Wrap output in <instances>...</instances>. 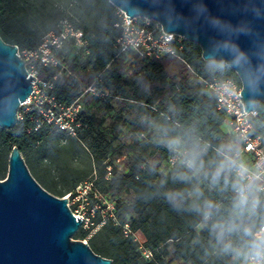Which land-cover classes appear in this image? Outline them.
<instances>
[{
    "label": "trees",
    "instance_id": "16d2710c",
    "mask_svg": "<svg viewBox=\"0 0 264 264\" xmlns=\"http://www.w3.org/2000/svg\"><path fill=\"white\" fill-rule=\"evenodd\" d=\"M62 1L0 0V37L20 50H36L48 33L57 32L61 22L69 19L87 42V86L95 84L120 97L122 107L116 117L120 125L129 127L135 141L128 144L127 150L117 149L103 133H94L92 117H83L84 128L77 138L52 125L35 131L37 111L20 109L23 115L13 130L0 128V181L6 180L9 157L18 147L32 176L45 190L59 198L73 196L89 179V173L71 166L74 153L85 147V141L101 169L97 178H91L92 187L99 188L115 210L114 217H103L97 210L93 225L82 228L75 239L85 240L92 233L88 241L92 251L113 264H233L224 253L225 245L231 242L232 247L238 245L247 253L252 237L235 231L221 239L213 225L236 219L242 227L259 231L264 226V196H248L250 203L258 200L255 207L239 218L232 216L237 198L233 172L223 174L218 182L212 177L239 143L233 138L229 144L223 130L226 114L218 109L202 80L238 79L237 75L220 62L204 61L200 47L185 40L181 56L187 65H181L178 74L169 71L170 59H142L135 61L132 75L126 76L122 70L111 68L120 56L117 41L123 30L115 25L123 21L121 12L108 0H67L75 2L91 18V23L81 26L67 14ZM59 69L41 66L38 76L53 81L51 94L59 103L69 105L81 94L73 84L75 79L59 76ZM100 76L103 84L94 82ZM257 111L253 132L264 141L263 103ZM154 127L165 138V146L139 141V136ZM177 140L183 159L171 166L170 159L178 154L169 143ZM150 148L153 150L148 153ZM130 153L133 154L128 156ZM191 154L197 155L200 162L196 170L184 163ZM110 155L113 160L104 164ZM126 155L127 172L118 174L117 168H112L113 161ZM164 163L170 166L165 173L161 171ZM108 168L112 170L108 172ZM205 201L217 206L208 220L203 215ZM126 225L129 235L125 233ZM136 233L144 236V246L153 255L150 260L143 256L134 238Z\"/></svg>",
    "mask_w": 264,
    "mask_h": 264
},
{
    "label": "water",
    "instance_id": "95a60500",
    "mask_svg": "<svg viewBox=\"0 0 264 264\" xmlns=\"http://www.w3.org/2000/svg\"><path fill=\"white\" fill-rule=\"evenodd\" d=\"M108 1L128 22L154 21L165 33L198 45L204 61L228 66L242 83L239 97L248 113L264 104V0ZM33 81L18 46L0 37L1 129L17 125ZM68 203L35 180L14 147L8 176L0 181V264H113L88 243L73 240L84 219L76 217Z\"/></svg>",
    "mask_w": 264,
    "mask_h": 264
},
{
    "label": "built area",
    "instance_id": "2783aa9c",
    "mask_svg": "<svg viewBox=\"0 0 264 264\" xmlns=\"http://www.w3.org/2000/svg\"><path fill=\"white\" fill-rule=\"evenodd\" d=\"M136 19H130L128 22L124 14L123 21L115 25L123 30L122 36L117 41L120 56L132 59L133 63L142 59L156 61L170 59L180 62L181 65H187L186 60L181 56L185 41L183 37L165 33L162 26L154 21L139 18L144 22L142 20L141 23H137ZM68 43L87 45L83 39V32L68 20H63L57 32L48 33L38 49L27 51V53L39 67L55 68L58 66V60L54 57L55 52L62 50ZM27 71L36 81H33V92L23 106H27V112L37 111L35 131L44 125H52L68 136L77 138L79 130L84 128L82 105L79 100L69 105L59 103L51 94L53 81L40 79L36 72H31L28 68ZM202 83L209 94L215 98L218 109L226 114L229 133L239 143L238 149L232 155H226V158L246 169V178L243 181L244 194L264 196V141L253 132V120L257 117L258 111L250 113L245 111L240 98L243 86L239 78L202 80ZM85 93L99 98L108 96L95 84L90 85ZM180 159L181 156L174 155L170 159V165L174 166ZM232 172L236 178L235 171ZM125 233L126 235L130 233L128 225L125 226ZM135 235L134 238L139 243L143 256L150 260L153 256L152 252L145 248L144 242L138 241Z\"/></svg>",
    "mask_w": 264,
    "mask_h": 264
},
{
    "label": "rangeland",
    "instance_id": "374dc122",
    "mask_svg": "<svg viewBox=\"0 0 264 264\" xmlns=\"http://www.w3.org/2000/svg\"><path fill=\"white\" fill-rule=\"evenodd\" d=\"M62 5L65 7L67 14L72 17L79 25L85 26L92 22L91 18L87 17L85 12L79 9L75 2L63 0ZM121 14L124 15L122 12ZM65 20L71 22L69 19ZM142 20L143 19L138 18L135 22L141 23ZM19 54L26 62V65L29 66V70L31 72H36L37 74L40 73L39 65L29 58L27 51L19 49ZM54 57L56 60H58V67L60 68L58 75L75 79L76 83L73 84L81 94L78 100L82 105V117H92L94 119V133H103L107 140L113 142L117 149L123 147L125 150H127L126 148L128 144L134 143L135 136L129 133L128 126L120 125L116 117L118 114H120V109L122 107L120 97L118 95H114L106 88L102 90L105 92V94L111 96L109 97L110 100H106L108 96L98 100L92 95L85 93V90L89 86H87V79L84 76H86L90 70V68H87L86 66L88 52L85 49V46L68 43L62 50L56 51ZM133 65L134 63L132 62V59L119 56V58L111 65V68H118L122 70L126 76H131L133 73ZM168 69L172 74H178L182 70V66L180 62L171 60L168 63ZM94 82L103 84V76L95 79ZM21 109L26 111L27 106L24 105L21 107ZM22 115L23 113L18 114L19 117ZM223 130L227 134V140L229 144H232L233 137L229 133L230 128L228 124H224ZM138 139L142 143H145L148 140L155 146H165V144H167V142H165V138L160 136V133L156 127L148 130L143 136H139ZM64 143H66V140H64ZM83 144L85 147H81L74 153V161L71 166L76 168L79 172L89 173V179L77 188L73 196L68 194L64 196L63 199L69 200L68 204L71 211L75 215L82 217L85 221V229H89L93 225L94 219L97 216V210L101 211V215L103 217H106L107 215L114 217L115 207L108 197H103L101 195L99 188L94 189V187H92L91 178H97L101 172V169H99L94 163L93 157L87 149V143L83 141ZM169 144L172 145V143ZM174 148L176 149L177 154L181 156V159H183V150L180 143L178 147ZM152 150L153 148H150L148 153H150ZM141 151L142 150L140 149L139 152ZM132 154L133 153H130L128 156H131ZM128 156L126 155L120 160L113 161L112 168L116 167L118 174H125L127 172L125 165L128 160ZM112 160V155H110L109 159L105 161L104 164H107ZM112 168H108V172H110ZM169 168L170 166L164 163L161 171L165 173ZM30 172L32 174V170H30ZM107 177L110 178L111 174H108ZM91 235L92 233L82 241L88 243ZM135 237L138 239V241L145 242L144 236L141 233H136ZM73 240L77 239L74 237ZM236 250H239L241 254L238 255ZM224 253L228 256L230 262L233 264H246V257L244 255L245 252L243 247L235 245L231 249L227 251L225 250Z\"/></svg>",
    "mask_w": 264,
    "mask_h": 264
},
{
    "label": "clouds",
    "instance_id": "9594fccd",
    "mask_svg": "<svg viewBox=\"0 0 264 264\" xmlns=\"http://www.w3.org/2000/svg\"><path fill=\"white\" fill-rule=\"evenodd\" d=\"M179 141H173L172 147H178ZM185 166L189 169L196 170L200 166L198 156L191 154L186 157ZM235 171L236 178L233 183V188L237 192V198L233 201L232 205V216L239 218L247 211H251L258 200L249 201L248 196L245 193V187L243 181L246 178V169L242 165H238L231 159H225L213 173V180L218 182L222 175L227 172ZM251 183V181H250ZM217 208L216 204L212 201L204 202V219L208 220L213 214V210ZM213 228L217 230L219 238L223 239L226 234H230L235 231H243L244 235L252 237L249 245V251L245 253L246 264H264V228H261L257 232H253L249 227H242L236 222V219H229L223 223H216ZM232 248L231 242L225 245V250ZM237 254L240 255V251L236 250Z\"/></svg>",
    "mask_w": 264,
    "mask_h": 264
}]
</instances>
